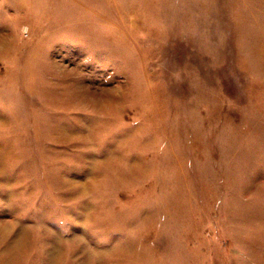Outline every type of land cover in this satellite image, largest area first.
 I'll return each instance as SVG.
<instances>
[{"label": "rangeland", "instance_id": "obj_1", "mask_svg": "<svg viewBox=\"0 0 264 264\" xmlns=\"http://www.w3.org/2000/svg\"><path fill=\"white\" fill-rule=\"evenodd\" d=\"M0 264H264V0H0Z\"/></svg>", "mask_w": 264, "mask_h": 264}]
</instances>
